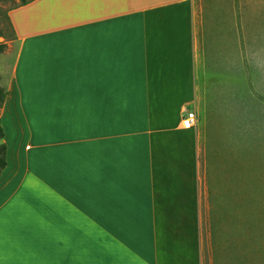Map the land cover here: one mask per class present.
Here are the masks:
<instances>
[{"label":"crops","instance_id":"1","mask_svg":"<svg viewBox=\"0 0 264 264\" xmlns=\"http://www.w3.org/2000/svg\"><path fill=\"white\" fill-rule=\"evenodd\" d=\"M195 3L29 0L0 20V264H205L240 244L248 196L198 118Z\"/></svg>","mask_w":264,"mask_h":264},{"label":"rangeland","instance_id":"2","mask_svg":"<svg viewBox=\"0 0 264 264\" xmlns=\"http://www.w3.org/2000/svg\"><path fill=\"white\" fill-rule=\"evenodd\" d=\"M20 4L0 1L7 31L8 13ZM195 12L204 82L198 118L209 123L210 150L227 159L232 187L240 177L248 196L240 244L218 246L217 260L210 253L205 264H264V0H196ZM5 34L13 37V32ZM236 223L228 216L224 224L233 240Z\"/></svg>","mask_w":264,"mask_h":264},{"label":"trees","instance_id":"3","mask_svg":"<svg viewBox=\"0 0 264 264\" xmlns=\"http://www.w3.org/2000/svg\"><path fill=\"white\" fill-rule=\"evenodd\" d=\"M0 1H6V0H0ZM29 0H21V4L28 3ZM9 19V18H8ZM2 28L0 26V38L2 35L4 36V32H2ZM6 49V43L0 41V53L4 52ZM7 97V90L5 87L0 86V109L5 103ZM5 138V132L4 128L1 124L0 120V177L3 172V170L7 167L8 161H7V144L4 142Z\"/></svg>","mask_w":264,"mask_h":264},{"label":"built area","instance_id":"4","mask_svg":"<svg viewBox=\"0 0 264 264\" xmlns=\"http://www.w3.org/2000/svg\"><path fill=\"white\" fill-rule=\"evenodd\" d=\"M183 127L185 129H191L196 126L197 124V115L195 112H189L186 111L185 116L183 117L182 120Z\"/></svg>","mask_w":264,"mask_h":264}]
</instances>
